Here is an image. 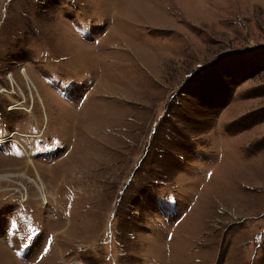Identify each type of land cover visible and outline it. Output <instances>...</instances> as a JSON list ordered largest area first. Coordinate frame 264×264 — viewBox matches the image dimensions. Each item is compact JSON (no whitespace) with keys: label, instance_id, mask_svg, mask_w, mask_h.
<instances>
[{"label":"rangeland","instance_id":"obj_1","mask_svg":"<svg viewBox=\"0 0 264 264\" xmlns=\"http://www.w3.org/2000/svg\"><path fill=\"white\" fill-rule=\"evenodd\" d=\"M10 137L0 264H264V0H0Z\"/></svg>","mask_w":264,"mask_h":264},{"label":"bare ground","instance_id":"obj_2","mask_svg":"<svg viewBox=\"0 0 264 264\" xmlns=\"http://www.w3.org/2000/svg\"><path fill=\"white\" fill-rule=\"evenodd\" d=\"M27 77V80H28V83H30V85L32 86V82H31V80L29 79V77H28V75L26 76ZM10 140L12 139L11 137L9 138ZM4 140L5 139H0V142H4ZM6 140H8V138L6 139ZM39 180H41L40 179V177H39ZM40 182V181H39ZM33 183L38 187V189H39V193H40V199L43 201V204L44 205H46V203H47V190H46V187H45V185H41L40 187H39V185H37V183L35 182V181H33Z\"/></svg>","mask_w":264,"mask_h":264}]
</instances>
